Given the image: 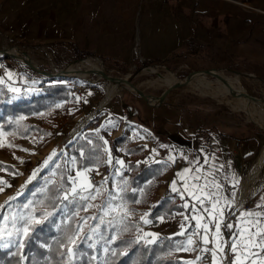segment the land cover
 Masks as SVG:
<instances>
[{"label": "rangeland", "instance_id": "374dc122", "mask_svg": "<svg viewBox=\"0 0 264 264\" xmlns=\"http://www.w3.org/2000/svg\"><path fill=\"white\" fill-rule=\"evenodd\" d=\"M95 1L100 0H0V49L14 46V49L21 50L22 54H26L23 48L15 46L17 44H23L28 48L29 55L38 67L47 71H62L65 68H69V70L72 71L75 67L82 65L87 59L95 58L101 60L106 69L119 76L129 77V75L132 74L129 77L132 82L138 88L148 92L167 88L178 81L175 80L172 75L170 76L166 69L160 68L156 72H144V68L149 69L154 65L165 66L176 73L179 78L185 79L188 74L195 69L214 67L220 74V77L211 73H206L211 80L219 81L223 76L227 82L232 84L236 83L239 87L246 88L252 97L257 99L264 106V49L260 46V43L264 39V0H191L192 2L194 1L202 4L201 6H203L205 2L210 4L220 2L224 4L226 8H229V10H226V13L221 12L215 17L212 16L208 18L209 22L212 23V27L214 26L218 29L215 31V44L217 46H215L214 49L203 48L196 54L193 53L191 55L180 56L176 60L169 62H148L137 57L133 62L125 64H116L104 60V53L101 48L104 45V14L96 15L84 11L85 7L92 6ZM164 2L167 3L166 0H164ZM226 14L235 17V21L234 18L232 20L233 34L231 35L228 34L226 29ZM251 21L256 24L254 32L250 31ZM206 26H208L207 23ZM246 28L247 31L245 32ZM252 36L253 47L251 48V44L248 43V38ZM60 40H62V43L59 42ZM64 40H75L79 47L90 49L93 53L83 54L80 50L75 52L72 50L71 46L63 44ZM31 69L32 68L28 66L26 61L12 52L0 55V82L9 86L12 91L15 89V92L22 90L23 94L35 93L34 91L39 90L40 81L53 78L39 72L36 74L33 72V69ZM92 72L94 71L88 72L87 74H91V76L86 78H66V82H74L82 86V91L76 98L77 107L81 110H88L86 114L81 115L82 118L88 116L91 111H94L93 116L89 118L83 126L78 129L75 128L76 125L73 126L71 131L66 133V135L70 133L66 138L50 137V135L54 133L53 129H49L40 123L30 121L29 116L27 119L30 122L45 127L49 132L45 135L35 133L29 136H13L0 131V145H4L0 146L2 150L11 151V146L7 145L13 143L12 138H22L24 140L23 145H21L20 153L17 156L19 160L13 158L10 161L21 162L23 164V173L25 176H28V173H30L29 182L31 183L25 191L23 190L26 186L24 188H19V192L23 191L20 195L10 194V197L15 196V199L10 201L7 205L4 203V195H1L2 197L0 196V205H4L3 210H0V245L7 244L10 246L12 241H5L9 237L5 232L14 233L11 220L5 221L4 217L17 213L27 214L31 209H25L23 205L29 202H31L32 209L39 210V205L33 203L31 198L24 202H18V199L27 196L28 190L36 181L45 180L49 182L53 180L55 166L62 156L67 157L70 176L75 177L78 170L75 164L72 163L74 157L69 151L68 144L76 139L72 137H76L82 131L83 127L85 128L86 124H90L92 119L98 121L100 125L104 123V132L106 136H115L119 134V132H121L120 134L124 132H122L121 129L126 130L128 126L127 121L132 120L139 124L137 118H142V121L146 124H141L143 127H139L141 129L134 132L133 137L135 138H133V140L145 138L147 141L143 144L155 155L156 153L161 154L162 149L158 142L160 137H155L154 132L160 129L164 130L160 127L175 120L180 122L178 124L179 128L180 126H185L190 132H196L201 130V128H205L206 125L211 124L212 120H227L238 125H250L253 130L261 133L264 138L262 113L256 112L257 110L254 112L241 108L237 102L238 95L234 96L229 89L221 90L222 92L219 91L217 93L212 85L204 82L208 91H200L198 89V83L187 84L180 88L173 89L159 104H150L144 98L138 97V95L135 97L133 94L134 97L130 98L133 102H130V104L134 105V113L138 114L136 118L132 116V112L128 113L123 109L122 99L127 95L129 90L116 82L110 81L106 77L99 76V74ZM109 90L112 91L110 97H108ZM97 108L100 110L98 114H96ZM117 109L119 110L116 111ZM54 110L50 113L39 114L46 116L45 118L47 119ZM110 118L116 120L117 123L105 126ZM81 119H79V121ZM158 125L161 126L158 127ZM172 129L173 128L166 129L165 131H172ZM151 132H153V134ZM104 139L114 140L116 138L109 137ZM149 140H153L155 145L150 144ZM16 142V144H19L18 139ZM120 150L119 148L118 153ZM53 153H55L53 159L45 165V160H47L49 156H52ZM152 153H150L149 159L153 158ZM128 154L132 158V155L130 153ZM28 156L32 158V161L30 159H25L24 164L22 159ZM110 158L108 164H105V166H109L112 171L117 169L118 176L122 177L124 182L129 176V173H126V171L129 172L130 170L128 163L131 158L128 162L117 155ZM26 161H30V163L28 164ZM118 161L120 163H118ZM30 165L32 166L30 167ZM105 166L86 168V174L79 177L74 185L79 189L80 185L86 186L90 181L93 187L102 189L103 195L97 196L95 200L82 199V197L95 194L90 191H83L80 195L74 196V198L85 202V208L82 211L83 217L78 223V225L83 224L84 228V231L81 232L80 235L83 236L85 233H89L91 238L94 239L97 252L100 250L102 254L106 251V245L104 243H99L98 235L101 223L104 221L116 224L115 217H113L115 211L111 206V202L110 204L108 203L109 193H111V201L116 202L117 198L114 197L116 196V192H113L108 184L105 183L104 175H100L101 178L99 180H94L90 176V172L93 168L104 169ZM250 168L251 164H248L245 170V179L247 178ZM85 170L80 172L83 173ZM111 170L110 172H112ZM261 170H264V164ZM261 170L254 181L258 187L263 176ZM34 173L35 175H33ZM119 177L117 181L118 187H120L119 184L121 182ZM27 183L28 182L22 184V186ZM41 189L43 190L44 188ZM121 204L123 207L129 206L124 200ZM64 210L66 211L65 206ZM130 210V212H133L135 215V213L139 211L138 205L136 210ZM134 215L132 218H128L133 220L136 225L134 236L140 238L141 235L138 233V229L140 228L138 221H140V219L138 220L136 218L137 216ZM35 216L37 219L41 218V216L36 214ZM92 217H95V219H92ZM67 218L68 217H66V219ZM20 226L19 223L16 225V227ZM92 229L96 230L93 232ZM12 236L17 235L13 234ZM19 237L21 239L23 235ZM78 238L80 237H77V239ZM220 239L221 237H219V242ZM234 239L233 237L232 242ZM98 260L100 261L101 257H98Z\"/></svg>", "mask_w": 264, "mask_h": 264}, {"label": "crops", "instance_id": "0c3cea01", "mask_svg": "<svg viewBox=\"0 0 264 264\" xmlns=\"http://www.w3.org/2000/svg\"><path fill=\"white\" fill-rule=\"evenodd\" d=\"M166 1L167 3L164 0H100L95 1L90 7H85L84 11L86 13L104 14V45L101 47L104 57L113 60L116 64L133 62L137 57L148 62H169L176 60L180 56L196 54L200 49L210 48L212 50L217 46L215 44V31L218 29L214 26L212 27V23L209 22L208 18L215 17L221 12L226 13V10H229L228 7L226 8L220 2L211 4L205 2L201 6L202 4L192 2L191 0ZM226 16V29L228 34L231 35L233 34L232 20L234 18L235 21V17L228 14ZM252 22L250 31L254 32L256 24ZM206 23L209 27L206 26ZM59 42L62 43V40ZM248 43L251 44L250 47L252 48L253 36L248 38ZM63 44L71 46L75 52L80 50L83 54L93 53L90 49L79 47L75 40H64ZM54 45L56 46L55 43ZM260 46L264 49V39L260 43ZM41 82H39V85ZM67 84L70 86L69 82ZM34 92L37 94L39 90ZM12 93L15 100L29 99L34 94H23L22 90L18 92L12 91ZM76 98L70 96L69 99L58 101L54 112L47 119L42 114L31 115L29 119L49 129H53L54 133L50 137L66 138L70 134L66 135V133L70 132L73 126L76 125L75 128L78 129L93 116L94 111H91L88 116L82 118L81 115L86 114L88 110L79 109L76 104ZM79 119L81 120L79 121ZM108 121L105 126L117 123L113 118L108 119ZM179 123L175 120L163 126L158 125V127L161 126L160 128L164 130H156L154 132L155 137L160 134L166 136L163 141H159V146L162 149L161 154L156 153L155 155L145 146V151L149 155V158L150 153L153 154V158L149 159L150 162L160 160L164 163L165 169L160 184L153 191L150 203L147 205L139 204V211L135 215L138 220L140 219L138 221L140 224L138 233L142 238L148 241H154L159 237L171 238L177 244V247L170 252V255L183 260L184 264L186 262L194 264L200 248L215 250L219 237H221L220 246L225 249L226 241L222 235L221 226L228 213L232 214L233 239V237L236 238L238 228L240 227V213L244 211H264V209L257 208L258 204H264V201L261 199L264 197V170H261L264 164V138L261 133L253 130L250 125H238L227 120H212L211 124L196 132H190L185 126H180L179 128ZM127 125L126 130L121 129L122 132L124 131L122 134L119 132L115 136L105 135L104 123L98 124L97 128L104 138L127 136L128 141L124 146L120 147L121 150L117 156L122 157L128 162L131 156L125 152V147L132 144H143L147 140L144 137H141L144 138L141 140H133L135 138L133 137L134 132L136 130L139 131L141 129L139 127H143V124L141 125V123L138 124L136 121L129 120L127 121ZM170 128H173L172 131H165ZM83 130L84 127L76 137L72 138H79ZM151 133L153 134V132ZM12 139L11 151L0 148V162L7 164H3L2 169H0V179L7 180L11 185V187L4 188L0 192V196L4 195L5 201L8 200L10 194L16 195L22 184L28 182L23 186V188L26 186L23 191L31 185L29 182L30 173H28V176H25L23 173L24 168L22 169L23 164L21 162L10 161L13 158H17L24 140L22 138ZM17 139L19 144H16ZM237 142H241V145L238 146ZM149 143L155 145L153 140H149ZM25 159L31 160L32 158L28 156L22 159L23 163ZM248 164H251V168L245 179L244 175ZM184 169H193V174L204 176L208 181L215 180L222 185L220 194L226 200H232V194L235 193V202L231 207L226 206L224 200L221 201V204L224 205V214L222 218H217L220 222L219 237L216 236L215 221L210 214L211 203L209 200L205 199V203L201 205L185 191V184H191L192 180L190 176L186 180H181L177 175L178 173H182ZM196 169H199L198 173L195 171ZM260 170L263 176L258 187L254 181ZM112 172L104 175V181L113 192H116V196L114 197L117 200L116 202L111 201V206L115 211L113 217H115L116 223H119L123 218H132L134 213L130 212L129 206H122L121 188L117 186L118 170L114 169ZM233 174L239 179L237 187L232 186ZM173 181H175L177 191L172 190ZM204 182V180L199 181L200 184ZM0 187L3 186L0 185ZM166 189L170 192L167 195L164 194ZM175 194L178 195V198L173 197ZM167 197L173 199L175 203L181 204L183 208L173 212L170 218L163 215L155 217L158 223L152 224L153 219L149 217L151 209ZM185 203L188 204V207L184 206ZM194 205L195 211L193 210ZM203 209H208V211H204ZM197 217L200 219L198 220ZM145 220L148 222L145 223ZM199 224H207L209 231L205 233L199 227ZM181 225H183V228ZM194 227L197 228L196 236L191 232ZM148 233L156 235L154 237L146 235ZM205 235L208 236L209 240L207 244L203 243ZM189 238L193 241L191 245L187 243ZM186 247L191 250L185 251L184 248ZM222 254L217 252L215 257L220 264L222 262L220 260ZM213 259L212 256L210 264H213Z\"/></svg>", "mask_w": 264, "mask_h": 264}, {"label": "trees", "instance_id": "16d2710c", "mask_svg": "<svg viewBox=\"0 0 264 264\" xmlns=\"http://www.w3.org/2000/svg\"><path fill=\"white\" fill-rule=\"evenodd\" d=\"M104 60L113 62L105 57ZM33 72L38 74L34 70ZM39 86V93H34L29 99L15 100L11 88L0 82L1 132L13 136H29L35 133L45 135L49 132L45 127L30 122L27 117L50 113L56 108L58 101L70 98V86L64 77L48 78ZM133 94L128 91L123 97V109L138 117V114L134 113V105L130 104L133 102L130 98L137 96ZM99 111L98 109L96 114ZM137 120L141 124H146L142 118ZM97 125L88 124L82 135L69 143V151L76 161L78 171L88 167L105 166L110 157L117 155L118 149L128 141L127 136H119L114 140L104 139L97 131ZM159 137L162 139L159 138L158 142H161L166 136L160 134ZM125 149L132 158L128 163L129 176L124 182L123 178L119 177L120 194L129 204V208L136 210L137 205L150 202L154 189L161 182L165 165L160 160L150 162L144 144L128 145ZM26 163L29 164L30 161ZM69 177L71 176L67 157L62 156L55 166L53 180L36 181L28 190L27 196L18 199V202H24L31 198L33 203H37L40 208L35 214L38 216L44 211L51 215L42 225L37 226L30 240L24 236L20 239V235L9 236L5 241H12V244L0 247V264H69L67 255H61L66 253V248L61 247V244H66V237L77 229L85 208V202L74 198L71 193L70 189L74 185ZM61 188L63 190H60ZM65 193L68 194L67 199H64ZM182 208L181 204L167 197L153 206L149 217L154 219L163 215L170 218L173 212ZM135 228L134 221L128 217L116 224L102 221L98 238L99 243L106 245L105 253L102 254L100 250L97 252L94 239L89 233H85L89 238L80 244L79 252L70 264H184L183 260L170 255L177 247L173 239L159 237L149 243L142 236L140 238L134 236ZM98 257H101L100 261Z\"/></svg>", "mask_w": 264, "mask_h": 264}, {"label": "snow or ice", "instance_id": "6c2138e0", "mask_svg": "<svg viewBox=\"0 0 264 264\" xmlns=\"http://www.w3.org/2000/svg\"><path fill=\"white\" fill-rule=\"evenodd\" d=\"M13 91H16L13 89ZM4 146V145H0ZM12 146V145H7ZM55 153L52 154V156H49L47 160H45V165L48 164L49 161L53 159V156ZM172 159V158H170ZM72 163L75 164V159L72 160ZM118 163H120L118 161ZM2 164V162H0ZM223 167V166H221ZM85 172L77 171L75 177H69V179L72 181L73 185L76 184V181L79 177L86 174ZM193 169H184L182 173H178L177 175L180 177L181 180H186L187 177H191L192 183L185 184V191L188 192V195L192 196V198L196 201H198L199 204L203 205L205 203V199H208L211 203V212L210 214L213 216V219L215 221V228H216V236L219 237L220 233V222L217 220V218H222L224 214V205L221 204V201H225V205L228 207H231V205L235 202L234 197L235 193L232 194L233 199L232 200H226L225 197H223L220 194V189L222 185L217 183L215 180L208 181L206 177L193 174ZM197 173L199 172V169L195 170ZM18 174V173H13ZM35 175V173L33 174ZM204 180L205 182L203 184H200L199 181ZM0 185L3 187H0V192L4 190V188L11 187V185L8 183L7 180L0 179ZM239 185V179L233 174V187H237ZM23 187V186H22ZM60 190H63L62 188ZM173 191H177L175 187V181H173L172 186ZM73 196L80 195L83 191H90L94 192L95 194H90L89 196L82 197V199L85 200H95L97 196L103 195L102 189L99 187H93L91 182L89 181L88 184L80 185L79 189L77 187L73 186L70 189ZM20 192H17L16 195H20ZM183 195V193H181ZM68 194L65 193L64 199H67ZM15 196L9 197L8 200H6L4 203L5 205L9 204L10 201L14 200ZM111 193H109V201L111 202ZM262 201H264V197L261 198ZM185 207H188V204L185 203ZM25 209H31L27 214L24 213H17L15 215H9L4 217L5 221L11 220L14 233L13 232H5L6 235L12 236L13 234L16 235H23L26 239L30 240L33 236V234L37 230L38 225H42L48 217L51 215V213L44 211L41 215L40 219H37L35 216V209L31 208V202L28 204L23 205ZM4 205H0V210H3ZM257 208L264 209V204H258ZM112 210V209H109ZM193 210L195 211V205L193 206ZM204 211H208V209H203ZM92 219H95V217H92ZM199 220L200 218L197 217ZM240 227L238 228L236 238L234 241L229 245L231 253L235 256V260L231 261L230 264H264V211L261 212H255V211H244L240 213ZM148 221L145 220V223ZM20 224V227H16L17 224ZM86 223V221H85ZM183 228V225H181ZM199 227H201L205 233L209 231L207 224H199ZM225 227L232 228L233 225L227 224ZM96 229H92L94 232ZM84 231L83 224H79L77 226V229L71 234L66 237L67 243L61 244V247L66 248V253H61V255H67L69 264L70 262L76 258L80 244L83 243L86 239H88V235L85 234L83 236L80 235L81 232ZM146 235L155 236L156 234L148 233ZM77 237H80L79 240ZM149 243H152L154 241H148ZM189 245L193 243L192 239L189 238L188 242ZM203 243L207 244L209 243L208 236L205 235L203 237ZM7 244L0 245V247H7ZM89 247H92V245H89ZM185 251L191 250L190 248H184ZM258 250V251H257ZM205 251H209L213 256V264H220L219 261L215 259L217 252L223 253L224 248L220 246V242L217 243L216 249H205ZM261 258V259H257ZM224 257L221 256L220 260H223ZM186 264H192V262H186Z\"/></svg>", "mask_w": 264, "mask_h": 264}, {"label": "bare ground", "instance_id": "6f19581e", "mask_svg": "<svg viewBox=\"0 0 264 264\" xmlns=\"http://www.w3.org/2000/svg\"><path fill=\"white\" fill-rule=\"evenodd\" d=\"M9 52H12L13 54L20 56L21 59H23V60L26 59V54L25 53L22 54L21 50L11 48ZM160 68L166 69L169 72V75L170 76L172 75L174 77V79L178 81V82H176L175 84H173V85H171L169 87H176L178 84H181L183 82L184 79L179 78L176 75V73H174L173 71L169 70L165 66L154 65V66H152L149 69L148 68H144L143 71L144 72H156ZM105 70H106V67H105L104 63L101 60H98V59H95V58H89L86 61H84L82 63V65L75 67L72 71H70L69 68H65L63 71L73 72V73L84 72L86 74L88 72H90V71H94L92 73H96V74H99V76L106 77L110 81L116 82V83H118L121 86H122V83L125 82L126 84H129L131 86V88H133L135 90H142V89L138 88L132 82V80L129 78L132 74H130L129 77H123L122 76V80H120V79H118V78H116V77H114V76H112L110 74L109 75L108 74L107 75L103 74V72ZM191 73H192V71L188 75H190ZM206 73H211L213 75H216V76L220 77V74L217 72V70H215L212 73L209 69H205V70H203V72H201L196 77H194L192 79V81L190 83H188V84L198 83L199 84L198 89L200 91H204V90L208 91V89H207L206 85L204 84V82H207L210 85H212L216 89L215 92H217V93L219 91H221V90H228L229 89V91H231V93L234 96L238 95L237 102H238L239 106H241V108H244L245 110H248V111H254V112H255V110H257L256 112L262 113V122H263V126H264V106L257 99L252 97V95L248 92V90L246 88L239 87L238 85H236V83L232 84V83L227 82V80L223 76L220 78L219 81L211 80L210 77L208 76V74H206ZM229 87H233L235 89L232 90ZM172 90H170L168 92H165L163 94H160V95L149 97V98H147V101L149 103L159 104L163 100V98L168 93H170ZM235 91H237V92H235ZM111 95H112V91H110L108 93V97H110Z\"/></svg>", "mask_w": 264, "mask_h": 264}, {"label": "built area", "instance_id": "2783aa9c", "mask_svg": "<svg viewBox=\"0 0 264 264\" xmlns=\"http://www.w3.org/2000/svg\"><path fill=\"white\" fill-rule=\"evenodd\" d=\"M82 91V86L79 85V84H75L74 82H71L70 83V94H71V97L72 98H76L78 94H80V92ZM98 120V119H97ZM99 122L98 121H95L94 119H92L90 121V124H93V125H97ZM237 145H241V142H237ZM2 164H0V169H2ZM110 167L109 166H105L104 169H97V168H93L90 172V176L94 179V180H99L101 178L100 175H105L107 173L110 172ZM126 173H129L128 171H126ZM169 190L166 189L164 194L167 195L169 194ZM173 197L175 198H178V195L175 194L173 195ZM231 217H232V214L231 213H228L223 222H222V226H221V229H222V235L226 241V246H225V249H224V252L222 254V256L224 257L223 260H221V264H230L231 261H233L234 259V255L231 253L230 251V248H229V245H231V242H232V236H233V230L234 228H228V227H225V225L227 224H231L232 225V221H231ZM158 223V220L156 218H154L152 220V224H157ZM192 234L194 236L197 235V228L194 227L192 228L191 230ZM205 249L207 248H200V250L198 251V255H197V258L195 259V262L194 264H210L211 261H212V255L209 251H205Z\"/></svg>", "mask_w": 264, "mask_h": 264}, {"label": "water", "instance_id": "95a60500", "mask_svg": "<svg viewBox=\"0 0 264 264\" xmlns=\"http://www.w3.org/2000/svg\"><path fill=\"white\" fill-rule=\"evenodd\" d=\"M17 47H21L25 50L26 52V59L24 61H26V63L28 64V66L30 68H32L33 70L45 75V76H49V77H53V78H61V77H64V78H76V77H80V78H86L88 76H91V74H86L84 72H78V73H73V72H67V71H47V70H43L41 69L40 67H38V65L34 62V60L31 58V56L29 55L28 53V48L23 45V44H17L15 45ZM11 48H14V46L12 47H4L2 49H0V55H4L6 53H8L10 51ZM205 69H209L212 73L216 70V68L214 67H208V68H198V69H195L194 71H192V73L190 75H188L181 84H178L176 87H168V88H161L159 90H156L154 92H148V91H144V90H135L133 88H131L128 84H126L125 82L122 83V86L133 92L134 94L144 98L145 100H147V98L149 97H152V96H156V95H160V94H163L165 92H168L172 89H177V88H180L181 86H185L187 85L188 83H190L192 81V79L194 77H196L198 74H200L203 70ZM103 74H110L120 80H122V76H119L115 73H113L112 71L106 69ZM230 89H235L233 87H229ZM150 104H153V103H150Z\"/></svg>", "mask_w": 264, "mask_h": 264}]
</instances>
